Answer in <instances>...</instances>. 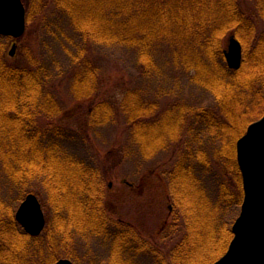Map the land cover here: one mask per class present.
<instances>
[{
    "label": "trees",
    "instance_id": "obj_1",
    "mask_svg": "<svg viewBox=\"0 0 264 264\" xmlns=\"http://www.w3.org/2000/svg\"><path fill=\"white\" fill-rule=\"evenodd\" d=\"M49 1L69 17L82 36L80 51L71 59V65L84 66L75 72L76 97H89L97 91L95 82L88 80L97 77L85 54L88 43L130 50L146 76L158 73L157 51L168 45L175 63L195 72L199 85L212 89L221 112L206 107L188 112L177 105L179 115L169 111L172 123L161 117L149 125L144 121L147 109L156 110L157 105L147 106L137 92H128L122 102L121 109L130 114L135 140L144 156L147 145L142 134L146 132L148 140L161 129L165 130L158 132L160 135L183 138V133L191 131L199 139H191L188 145L193 146L192 151L187 148L181 162L168 173L172 224L179 226L182 220L185 235L169 259H162L159 248L137 229L110 217L104 203L107 184L100 170L53 141L72 139L66 130L38 126L40 115L54 118L62 113L51 93L52 78L31 67L12 64L7 56L10 40L0 36V264H54L62 244L74 261L72 244L78 236L113 241L121 260L123 254L147 252L160 264L215 263L234 237L232 227L244 200L236 145L248 126L264 115V34L258 38L256 24L245 15L239 0H30L26 4L29 7L31 2L28 23L43 13ZM255 1L264 18V0ZM230 33L243 45L240 70H231L226 63L225 41ZM81 91L85 92L81 95ZM113 115L109 104H99L90 110L88 122L101 126ZM207 133L210 140L206 141L216 151L213 157L200 148L193 152L196 143L203 146ZM199 169L218 178L216 200L197 175ZM177 177L182 195L176 192ZM35 181L53 190L47 205L54 217L37 237L26 233L16 221L13 206ZM18 188L21 194L8 197ZM6 199L11 205H6ZM117 225H123L124 230Z\"/></svg>",
    "mask_w": 264,
    "mask_h": 264
},
{
    "label": "rangeland",
    "instance_id": "obj_2",
    "mask_svg": "<svg viewBox=\"0 0 264 264\" xmlns=\"http://www.w3.org/2000/svg\"><path fill=\"white\" fill-rule=\"evenodd\" d=\"M29 1L23 0L27 18L31 7V2L30 6H27ZM239 1L245 15L256 24L259 38L264 34V18L257 9L256 1ZM47 24L49 27H45ZM72 26L73 23H70L69 17L57 11L52 1H49L43 13L37 16L32 24L27 21L24 36L19 39L9 38L8 59L14 65L31 67L35 71H40L42 75L48 73L51 76V93L56 98V103L61 106L62 113L54 118H46L47 115L44 114L40 115L37 119L38 126L42 129L58 126L66 130L72 139L61 138L53 139V141L61 147L70 148L78 160H84L100 170L107 184L104 203L110 217L116 219V222L122 221L121 224H131L144 239L159 248L163 253L162 259H169L173 248L184 237L185 227L182 220L179 221V226L172 224L174 217L168 173L181 162L187 148L192 151L193 146L188 145L191 139L194 141L199 139L192 136L194 134L191 131L184 134V127L181 131L185 139L180 135H160L158 132L165 130L161 129L153 133V139L148 140L149 134L146 132L142 134L144 145H147V156H144L140 144L135 140L134 124L130 114L123 112L121 105L128 92H137L147 106L157 105L156 110L147 109L148 116L144 119L145 123L152 125L156 119L162 117L161 120H168L170 124L173 114L172 112L169 114V111H176L175 113L179 115L180 107L188 112L206 107L220 113L221 107L218 105V99L211 88L207 89L199 85V82H195V72H190L175 63L172 59L171 46L159 47L157 51L160 67L158 73L146 76L143 74L141 65L136 61L135 54L133 55L130 50L117 46H98L92 43L86 46L85 54L97 71L96 79H88L91 83L95 82L97 91L89 97L78 98L76 97L78 89L75 85V72L81 67L83 70L84 66L71 65V59L80 51L82 36ZM231 37H235L242 45L240 39L230 33L225 41L226 50H228ZM14 43L17 44V51L12 57L9 52ZM84 92L81 91V95ZM103 103L109 104L114 109L113 118L104 125L90 126L88 122L90 110ZM177 105H181L180 109H175ZM146 129L151 131L152 128ZM204 139L202 147L198 143L195 145L192 143L195 146L193 152L199 151L200 148L213 157L216 151L206 141L210 140L209 135L204 136ZM206 174L208 173L201 169L197 172V175L204 179L202 183L210 191L209 196L216 200L218 198V178L213 174L210 176ZM176 183V192L182 195L183 191L178 177ZM27 188L28 194L13 204L15 216L26 197L29 194H35L45 212L47 221L45 231L54 221L53 212L47 205L50 204L48 196L53 190H47L39 181L29 184ZM15 194L16 196L21 194L20 188L8 197L14 198ZM6 202V205H11L8 199ZM117 227H122L124 230L123 225H117ZM72 247L74 261L68 258L64 244L61 245L60 251H57L59 256L57 261L70 259L75 264H160L154 255L147 252L123 254L124 262L116 252V244L113 245V241L98 236H78Z\"/></svg>",
    "mask_w": 264,
    "mask_h": 264
},
{
    "label": "water",
    "instance_id": "obj_3",
    "mask_svg": "<svg viewBox=\"0 0 264 264\" xmlns=\"http://www.w3.org/2000/svg\"><path fill=\"white\" fill-rule=\"evenodd\" d=\"M27 29V11L23 0H0V36L19 39ZM14 43L10 56H15ZM226 62L231 70H239L243 62L241 43L231 37ZM237 162L242 174L244 200L232 231L234 238L227 253L214 264H264V116L248 126L237 142ZM17 222L26 233L40 236L46 227L43 207L35 194L20 204ZM55 264H75L60 259Z\"/></svg>",
    "mask_w": 264,
    "mask_h": 264
},
{
    "label": "flooded vegetation",
    "instance_id": "obj_4",
    "mask_svg": "<svg viewBox=\"0 0 264 264\" xmlns=\"http://www.w3.org/2000/svg\"><path fill=\"white\" fill-rule=\"evenodd\" d=\"M113 220L116 221V219H113ZM118 222H119V223H122V221H120V220H119ZM123 223H124V222H123ZM126 224H127V223H126ZM129 225H131V224H129Z\"/></svg>",
    "mask_w": 264,
    "mask_h": 264
}]
</instances>
